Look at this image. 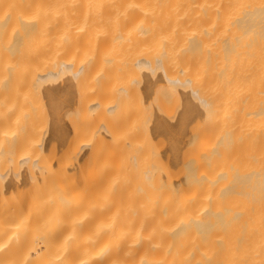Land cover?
Here are the masks:
<instances>
[{
    "label": "bare ground",
    "instance_id": "6f19581e",
    "mask_svg": "<svg viewBox=\"0 0 264 264\" xmlns=\"http://www.w3.org/2000/svg\"><path fill=\"white\" fill-rule=\"evenodd\" d=\"M0 264H264V0H0Z\"/></svg>",
    "mask_w": 264,
    "mask_h": 264
}]
</instances>
